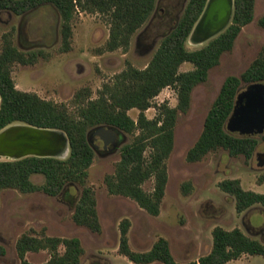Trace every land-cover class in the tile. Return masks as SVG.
<instances>
[{
    "label": "rangeland",
    "instance_id": "374dc122",
    "mask_svg": "<svg viewBox=\"0 0 264 264\" xmlns=\"http://www.w3.org/2000/svg\"><path fill=\"white\" fill-rule=\"evenodd\" d=\"M189 0H158L151 18L132 36L127 48L109 51L105 49L110 37V22L106 15L78 10L72 24L70 50H63L61 16L53 5H42L24 14L0 11V52L4 38L11 35L14 44L25 53L42 52L33 64L14 63L12 77L22 91L37 93L46 100L66 104L75 112L73 100L76 93L85 90L87 98H97L105 83L130 65L144 69L149 64L163 37L179 21ZM264 16V0H256L255 15L251 23L239 34L233 49L222 55L219 65L211 69L208 80L200 83L192 92L187 112L179 111L175 127L174 148L166 160L168 182L160 213L152 215L134 199L111 194L105 178L115 172L121 159V148L135 135L118 130L120 142L116 148L97 149L89 168V185L95 190L100 232H94L74 221L76 203L81 187L70 185L57 196L43 191L24 193L18 189L0 191V244L6 254L0 256V264H22L17 251V241L24 235L80 239L84 254L80 264H135L119 251L121 223L130 221L128 232L130 246L135 251L149 250L154 242L166 238L175 259L179 262L198 260L211 252L213 230L220 226L228 230L239 228L246 235L264 243V206L256 204L243 212L236 209V198L223 191L219 183L226 179H239L244 189L264 193V129L254 132L257 118L239 130L229 118L226 128L238 136L253 135L259 143L251 159L243 155L232 156L219 149L204 159L189 162L187 153L200 137L206 116L224 80L230 75H241L264 49V27L259 19ZM210 39L197 43L188 41L190 49L200 48ZM193 69L191 63L182 64L181 71ZM253 84L242 83L236 99L239 115L249 99ZM178 92L173 87L164 88L146 110L148 118L159 113V105L178 106ZM258 112V102L249 106ZM247 110V109H246ZM140 110L133 108L129 115L137 120ZM236 115V116H237ZM245 116V114H244ZM243 118L239 119L240 126ZM94 143L96 132L91 131ZM150 149L146 152L149 156ZM69 154H67L68 156ZM66 156V157H67ZM9 159L0 156V160ZM11 160V159H10ZM32 180L42 184L44 178L34 175ZM186 184V185H185ZM155 178L143 184L147 192H153ZM188 188V189H186ZM64 252L65 246L60 245ZM249 255V254H245ZM51 258L48 249L27 252L25 259L42 264ZM151 264H163L153 262ZM226 264H264V257L249 255Z\"/></svg>",
    "mask_w": 264,
    "mask_h": 264
},
{
    "label": "trees",
    "instance_id": "16d2710c",
    "mask_svg": "<svg viewBox=\"0 0 264 264\" xmlns=\"http://www.w3.org/2000/svg\"><path fill=\"white\" fill-rule=\"evenodd\" d=\"M207 2L188 1L183 15L163 37L146 68L138 69L130 65L116 75L113 82L105 83L97 98H87L85 90L77 92L73 100L75 112L66 104L43 99L37 93L16 87L12 77L13 64H33L42 52H22L11 35L5 36L0 52V131L13 124L60 130L67 134L70 150L66 158L27 156L0 160V191L12 188L24 193L43 191L57 196L66 187L77 184L82 191L76 203L74 221L100 232L95 190L89 185V168L95 157L90 133L95 127L108 126L130 134L139 131L131 142L122 146L115 172L105 178L109 192L130 197L150 214L158 215L168 182L166 160L174 148L178 112L189 110L195 87L208 80L211 69L219 65L224 53L233 49L242 29L253 21L255 15L256 0H234L230 24L202 47L190 49L187 42L193 41L194 27ZM157 3L158 0H0V11L8 10L21 15L42 5H53L62 20L64 51L71 47L72 24L77 11L101 13L109 18L110 37L105 49L112 51L130 45L132 36L151 18ZM259 25L264 27V16L259 19ZM184 63H191L193 69L181 71ZM258 82H264V49L241 75H230L224 80L206 116L200 137L187 153L189 162L201 161L210 152L219 149L228 151L232 156L243 155L247 160L252 158L258 139L253 135L230 133L226 125L242 83ZM166 87L177 90L178 106L172 108L167 103L161 104L158 115L148 118L146 110L153 106V99ZM133 108L140 110L137 120L129 115V110ZM148 149L149 156L146 155ZM34 175H41L44 182L36 184L32 180ZM152 177L155 178V187L151 193L143 188V184ZM219 186L236 198L238 212L256 204L264 206V193L244 189L239 179L223 180ZM129 228L130 221L123 220L119 251L135 264L157 261L163 264H226L244 254L264 257V243L239 228L228 230L215 227L211 252L189 262L177 261L169 241L164 237L158 238L149 250H133L128 237ZM61 244L65 246L64 252L59 251ZM16 247L22 264H34L25 256L27 252L41 249L51 252V258L42 264H80L84 254L77 237L24 234L18 239ZM5 254L6 248L0 244V256Z\"/></svg>",
    "mask_w": 264,
    "mask_h": 264
},
{
    "label": "water",
    "instance_id": "95a60500",
    "mask_svg": "<svg viewBox=\"0 0 264 264\" xmlns=\"http://www.w3.org/2000/svg\"><path fill=\"white\" fill-rule=\"evenodd\" d=\"M233 10L234 0H208L192 35H198L200 38L217 36L230 24ZM249 93L245 108L239 115H237L239 105L235 104L231 121L234 120L237 123L239 130L248 132L244 130L247 126L246 117H248V123L253 122L256 117L258 123L254 132H261L264 129V82L254 83ZM254 100L258 102L257 113L251 112L249 109ZM240 118H243L241 126ZM95 132L98 138L97 142L101 146L117 139L115 130L101 127ZM69 150V138L65 132L60 130L39 128L27 124H13L0 131V156L11 160L27 156L66 158Z\"/></svg>",
    "mask_w": 264,
    "mask_h": 264
},
{
    "label": "flooded vegetation",
    "instance_id": "af4514ba",
    "mask_svg": "<svg viewBox=\"0 0 264 264\" xmlns=\"http://www.w3.org/2000/svg\"><path fill=\"white\" fill-rule=\"evenodd\" d=\"M201 17V16H200ZM200 19V18H199ZM101 127H105V128H107V129H111V130H115L116 131V133H117V139L116 140H114V141H112V142H110V143H107V144H105L104 146H101V145H99V143L97 142L98 141V138L96 137L97 135H94V143H92V141H91V136H92V133H90V141H91V143H92V145H93V148H94V150L96 151V148L97 149H102V150H108V149H111V148H116V146H117V144L120 142V137H119V132H118V130L117 129H115L114 127H108V126H98V127H95L92 131H96L97 129H99V128H101Z\"/></svg>",
    "mask_w": 264,
    "mask_h": 264
},
{
    "label": "bare ground",
    "instance_id": "6f19581e",
    "mask_svg": "<svg viewBox=\"0 0 264 264\" xmlns=\"http://www.w3.org/2000/svg\"><path fill=\"white\" fill-rule=\"evenodd\" d=\"M202 37V36H201ZM204 38H206V37H204ZM204 38H200V37H198V35H192V42H197V43H201V42H204V41H206V40H208V39H211V37L209 38H206V39H204ZM213 38V37H212Z\"/></svg>",
    "mask_w": 264,
    "mask_h": 264
},
{
    "label": "crops",
    "instance_id": "0c3cea01",
    "mask_svg": "<svg viewBox=\"0 0 264 264\" xmlns=\"http://www.w3.org/2000/svg\"><path fill=\"white\" fill-rule=\"evenodd\" d=\"M249 255H242L240 258H238V259H234V261H236V260H239V259H241L242 257H248ZM231 261H233V260H231ZM230 262V261H229Z\"/></svg>",
    "mask_w": 264,
    "mask_h": 264
}]
</instances>
